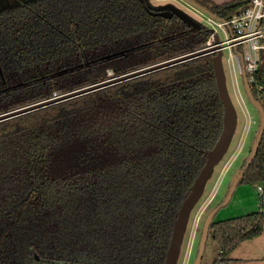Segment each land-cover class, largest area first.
Instances as JSON below:
<instances>
[{
	"label": "trees",
	"instance_id": "16d2710c",
	"mask_svg": "<svg viewBox=\"0 0 264 264\" xmlns=\"http://www.w3.org/2000/svg\"><path fill=\"white\" fill-rule=\"evenodd\" d=\"M193 1L221 19L250 2ZM208 36L139 0L2 11L0 115L198 51ZM211 58L0 121V264H164L179 208L223 128ZM250 88L264 108V49ZM263 180L264 132L239 183ZM263 228L260 209L213 220L209 232L224 256Z\"/></svg>",
	"mask_w": 264,
	"mask_h": 264
},
{
	"label": "water",
	"instance_id": "95a60500",
	"mask_svg": "<svg viewBox=\"0 0 264 264\" xmlns=\"http://www.w3.org/2000/svg\"><path fill=\"white\" fill-rule=\"evenodd\" d=\"M34 1H37V0H0V12L9 10L12 8H16V7H19V6L25 5L30 2H34ZM187 1H189L193 6L199 8L201 11L216 17L214 14H212L208 10L196 4L193 0H187ZM139 2L141 3L143 9L149 12L151 15L160 16L164 18H170L174 15L178 17L180 20H182L186 25L191 27L192 30L201 29V23L194 20L192 17H190L186 12H184L180 7L175 5L173 2L172 3L168 2L162 5H155V6L151 5L150 0H139ZM204 55H206L204 51L198 50V51H195V52L183 55V56L170 59L168 61H164V62L157 63V64L151 65L149 67H146L140 70H136L134 72L112 77L105 81L78 89L76 91L58 95L51 99L38 102L36 104H32V105H29V106H26V107H23V108H20V109H17V110L8 112V113L1 114L0 121L7 120L12 117H16V116H19V115H22V114H25V113H28V112L52 105V104H56V103H59V102L89 93V92H93V91L120 83L122 81H126V80H129V79H132V78H135V77L147 74V73H151V72H154V71L166 68V67H170L172 65L186 62L188 60H192V59L204 56ZM211 62H212L214 76H215L216 86H217L219 97H220V100L223 106V119H222L223 128H222L221 134L218 140L216 141L215 145L207 153L206 162L204 166L201 168V170L199 171L197 177L195 178L191 186L189 194L187 195V197L182 202L179 208V211L177 213V217L175 219L174 226L172 229L171 238H170L168 250L166 253V257L164 260V264H176L177 259H178L177 252H178V248H179V245L182 239L184 228L186 226L185 223L187 220L188 211L200 197L201 187L209 171L212 169V166L216 164L217 162H219V160L222 157V154H224V152L227 150L226 148L231 139L232 130L234 129V124L237 121V115H236L235 109L228 99L226 88H225L224 75L222 71L221 52H218L216 55L212 56ZM0 75H1V78L4 79L1 67H0ZM242 80H243L244 89L246 91L248 99L254 105L257 112L259 113L260 126L252 142L251 150H250L249 156L246 159L244 166L241 169H238L236 171V174L233 176L230 188L228 190V193L226 195L224 202L222 203L221 206H218L212 209L204 219L202 229H201V234H200V240L198 243L197 254H196L193 264H200L203 253H204L205 244H206V240L208 237L210 225L213 222L215 215L217 214L220 207H224L229 203L234 193L235 188L237 187L240 179L244 175L245 170L249 167V165L251 164V162L253 161L257 153V150H258V147H259V144H260L263 132H264V108L261 105V103L254 98L250 85L248 83L246 74L244 72L242 73Z\"/></svg>",
	"mask_w": 264,
	"mask_h": 264
},
{
	"label": "rangeland",
	"instance_id": "374dc122",
	"mask_svg": "<svg viewBox=\"0 0 264 264\" xmlns=\"http://www.w3.org/2000/svg\"><path fill=\"white\" fill-rule=\"evenodd\" d=\"M168 2H173L175 5L180 7L184 12H186L190 17L194 20L198 21L203 25L204 20V12L199 8L193 6L187 0H150L151 5H162ZM222 60V71L224 75L225 88L227 92L228 99L232 106L235 109L237 115V121L234 124V129L232 130L231 139L228 143L227 150L222 154L219 162L212 166V169L209 171L206 176L203 185L200 190V197L196 201V203L189 209L188 216L186 220V226L184 228V232L182 235V239L178 248V259L176 264H193L197 249L198 243L200 240V234L202 225L205 217L208 213L218 207L221 206L224 202L228 190L230 188L233 176L236 174V171L239 169L243 158L245 157L247 151L249 150L253 137L257 130V125L259 122V114L254 107V105L250 102L247 97L246 91L244 89L243 82L241 78H239L240 91L242 96V101L238 98V94L232 88V81L229 71V64L226 59L229 57L228 51H224ZM111 74V72H109ZM248 115L254 116L256 120V124L254 129L248 133L247 140L245 136L247 135L246 130L248 129ZM253 126V125H252ZM243 132V133H242ZM242 135L240 136V134ZM238 154L235 156V153ZM242 153V154H241ZM264 189V180L257 184ZM252 184L248 183H239L229 201V203L220 207L217 214L215 215L214 222H219L231 218H236L251 212L258 211L259 204H264V199L259 198V193L257 190L254 192L248 190L252 188ZM241 192L243 194H241ZM262 194V193H260ZM263 196L264 194L260 195ZM251 200H255L257 203V207H251ZM204 208L203 215L199 220V225L197 228V233L192 236L191 226H194L195 216L198 214L199 210ZM193 228V227H192ZM264 235V228L261 232ZM193 237V240H192ZM258 237V236H257ZM256 238V237H255ZM252 240V239H251ZM245 244L239 245L237 248H234L231 252L226 255H220V246L216 240L213 239L211 231L208 233V237L205 244L204 253L201 259L200 264H247L244 262H237L230 258V254L240 252L245 245H248L251 242H247ZM188 258V262H187Z\"/></svg>",
	"mask_w": 264,
	"mask_h": 264
},
{
	"label": "built area",
	"instance_id": "2783aa9c",
	"mask_svg": "<svg viewBox=\"0 0 264 264\" xmlns=\"http://www.w3.org/2000/svg\"><path fill=\"white\" fill-rule=\"evenodd\" d=\"M203 22L209 36L199 50L211 56L221 52V59L224 57V51H228L229 57L226 61L229 64L232 88L242 101L239 78L242 80L244 72L249 85L253 82V75L258 67L259 52L264 49V0H250L249 5L242 12L233 14L227 19L217 18L204 12ZM248 118L249 129L252 121L249 115ZM237 154L238 152L235 156ZM257 189L260 193L263 191L261 186ZM203 209L201 208L195 216V224L201 218ZM191 233L194 237L195 227L191 229Z\"/></svg>",
	"mask_w": 264,
	"mask_h": 264
},
{
	"label": "crops",
	"instance_id": "0c3cea01",
	"mask_svg": "<svg viewBox=\"0 0 264 264\" xmlns=\"http://www.w3.org/2000/svg\"><path fill=\"white\" fill-rule=\"evenodd\" d=\"M209 1H211L213 4H215L217 6H220V5H225V4H229V3H234V2H237V1H240V0H209ZM250 119H251L252 123H251V125H249L250 126L249 129H248V133L249 134L254 129V126L256 124L255 123L256 120H255L253 115H251ZM242 133L240 134V136L242 135ZM248 133L245 136L246 140H247V137L249 136ZM247 155H248V151H247L245 157L243 158V160L246 158ZM258 186L259 185H253V187L248 189V190H250L252 192H254V190L255 191L257 190V192L259 193V191L257 189ZM262 190H263L261 192L262 194L259 193L258 195H259V198L264 199L263 196H260V195L264 194V189L262 188ZM241 194H243V193L241 192ZM256 205H257L256 201L255 200H251L252 209L256 208L257 207ZM260 209L264 211V204H261V205L259 204V209L258 210H260ZM203 213H204V211L202 212L201 217H202ZM199 220L197 221V224H195V220L192 221V222H194L195 226L192 225L191 229H192V227H195V233H197V231H198L197 228H198V225H199ZM245 242L246 241L241 242L235 248H237L241 244H245ZM247 242H251V243H249L248 245H245V247H243V249H241L240 252H237V253H233L232 252L230 254V258L233 259L235 261V263L244 262V263H247V264H264V235L260 234V235H258V237L253 238L252 240H248Z\"/></svg>",
	"mask_w": 264,
	"mask_h": 264
}]
</instances>
